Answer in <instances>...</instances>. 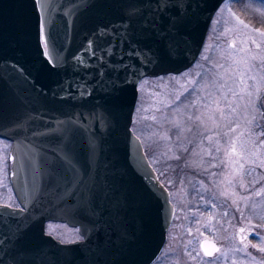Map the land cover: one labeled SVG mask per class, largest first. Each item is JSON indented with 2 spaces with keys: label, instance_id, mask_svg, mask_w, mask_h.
<instances>
[{
  "label": "water",
  "instance_id": "obj_1",
  "mask_svg": "<svg viewBox=\"0 0 264 264\" xmlns=\"http://www.w3.org/2000/svg\"><path fill=\"white\" fill-rule=\"evenodd\" d=\"M224 1L199 0L179 53L171 60L143 67V79L178 74L191 67ZM154 9V0H44L42 4L0 0V122L6 125L0 129V138L12 141L10 179L20 204L8 210L19 211L20 220L33 225L23 251L11 244L0 251L5 264H150L158 259L175 206L132 128L139 93L129 84L113 104L106 94L109 89L97 87L101 79L109 83V77L115 78L113 69H123L121 56L126 64L133 62L126 55L129 45L143 44L141 29L155 27L154 19L159 23ZM129 15L132 20L125 18ZM42 18L47 21L49 49L59 68L51 67L43 54ZM103 26H108L109 34L97 35ZM90 42L94 58L85 52ZM77 56H83V66ZM119 74L123 77L122 71ZM58 125L61 130L52 135L32 136L34 131ZM63 135L71 138L80 169L77 179L82 183H71L66 191L62 186L52 202L47 191H39L43 183L35 171L36 152L39 149L40 157L51 158L56 137ZM89 190L97 215L86 217L74 209L81 193L88 196ZM48 221L78 226L84 238L63 242L46 235ZM201 243L213 254L219 248L213 238L206 237Z\"/></svg>",
  "mask_w": 264,
  "mask_h": 264
},
{
  "label": "rangeland",
  "instance_id": "obj_2",
  "mask_svg": "<svg viewBox=\"0 0 264 264\" xmlns=\"http://www.w3.org/2000/svg\"><path fill=\"white\" fill-rule=\"evenodd\" d=\"M235 1L225 0L217 9L202 51L190 68L140 81L132 128L170 190L175 206L165 244L158 259L153 260L155 264H165L169 258L179 264H264V252L258 251L264 247V191L255 195L257 190L264 189V144H261L264 136L260 135L264 119H258L259 113L249 103L251 99L258 104L257 96L264 99V36L260 35L264 27L235 9ZM259 5L251 7L247 3V10L256 12L254 17L264 21V5ZM249 37L261 47L257 49ZM231 42L234 47H230ZM242 48L244 52L239 51ZM241 57H247L246 62H237ZM192 80L197 83L192 84ZM220 84L225 87L221 89ZM194 87L196 93L189 96ZM229 88L237 94L233 96ZM248 92H252L251 98ZM180 93L184 94L177 101ZM197 97L199 101L193 107L192 101ZM169 102L173 103L165 108L164 104ZM218 108L224 111V118ZM197 115L201 121L195 120ZM253 116L262 128L255 127ZM242 142L246 151L242 150ZM11 144L0 138V203L14 206L19 202L10 181ZM46 225L47 232L64 241L80 236L76 226L66 222L48 221ZM241 226L251 230V244L246 252L237 238ZM204 237L221 243L213 258L203 255L200 241ZM188 251L194 256L197 252L201 255L193 260Z\"/></svg>",
  "mask_w": 264,
  "mask_h": 264
},
{
  "label": "snow or ice",
  "instance_id": "obj_3",
  "mask_svg": "<svg viewBox=\"0 0 264 264\" xmlns=\"http://www.w3.org/2000/svg\"><path fill=\"white\" fill-rule=\"evenodd\" d=\"M44 0H33L34 4H42ZM155 3V14L159 17V23L154 19L151 23L156 25L155 27H150L149 29H141L142 39L144 41L143 44L139 43V41L136 42L135 46L129 45V51L126 53V55L131 59L133 62L131 64H126L123 56L120 57L119 63L123 64V69L117 70L113 69V71H117V75L115 78L109 77V83H105L103 79L100 80L97 87L104 91L105 88L109 89V91L106 93L110 97H112L111 103L115 104L119 100L118 93L122 92L123 89L131 84L133 88L139 93V86L140 81L143 79L144 73L142 72L143 67H145L148 64H157L161 63L164 60H171L174 55L178 54L180 51V45L183 42L182 37L186 35L187 33L184 31L188 25L192 22L194 19L196 12L194 9H199L200 3L199 0H154ZM259 3L261 5H264V0H259ZM128 20H132V16H126L125 17ZM241 23H243L241 21ZM41 37L43 40V54L46 58L49 60V64L53 68H59V63L56 61L55 56L52 55V51L49 49V41L51 39L48 28H47V21L45 18H42L39 24ZM123 27L127 28V25H123ZM245 28H247V25H244ZM108 26H103L102 28L97 29V35L100 36H107L109 34L108 32ZM112 31H116L115 29H112ZM133 33H135V29H132ZM259 31V30H256ZM261 36H264V32L260 33ZM252 44L255 45L257 49L261 47L260 43H258L255 39H252L249 37ZM230 47H234V43L230 45ZM54 50V49H53ZM240 52H244L245 50L242 48L239 50ZM85 52L88 54L89 58L95 57V49L92 47L91 42L89 45L85 48ZM106 52L109 56L112 55V49L108 48L106 49ZM231 55V54H230ZM255 59V57H252ZM76 60L80 62V65L83 66L85 63V60L83 56H77L75 57ZM99 59V58H97ZM205 60H208L209 57L204 56ZM247 57H241L240 61L237 62H246ZM139 62V67L136 66V62ZM219 67H223V65H218ZM7 67V66H6ZM135 70L133 71V69ZM14 71H16V68H13ZM123 72V77L119 74V72ZM101 76L104 74L101 73ZM187 75V73L183 74ZM199 75V74H198ZM172 79H177L176 77H173ZM203 79V77H202ZM255 79V77H253ZM177 82H179L177 80ZM192 84H196L197 81L192 80ZM241 83L243 84L244 81L241 80ZM205 87L208 85L205 84ZM212 86H215V81H212ZM219 87L223 89L225 87L224 84H220ZM246 87V86H245ZM63 91V89H62ZM185 92H188V88H184ZM197 89L194 87L191 92H189V96H192L195 94ZM229 92H232V95L235 96L237 93L232 90V88L228 89ZM241 91H244L242 88ZM184 93H180L176 96V100L179 101L180 97ZM80 95L83 96L84 92H80ZM88 95H91V92H88ZM247 95L249 98L253 95L252 92H248ZM226 97V94H225ZM188 97H185L187 99ZM258 104H253L251 99L249 100V103L252 104V107L254 111L259 113L260 117L264 119V99H261L259 96H257ZM199 101V97H197L196 100L192 101V106L195 107L196 104ZM171 103H165L164 107L168 108L171 106ZM229 108L231 111H235V109L231 108V104H229ZM220 111L221 118H224V111L222 109H217ZM159 111V109H157ZM108 116L111 117V112H108ZM153 120L156 119L155 116L152 117ZM188 119H192V116H189ZM195 120L201 121V116L197 115L195 117ZM252 122H255L256 128H262V125L259 122H256V117L253 116ZM65 122L61 121L60 124H64ZM2 122H0V129L5 127ZM60 126L58 125L57 128L47 130L44 132H36L34 131L32 133L33 138H36L38 136H49L56 132H59ZM235 129H233L234 131ZM66 131V130H65ZM261 136H264V130L260 132ZM167 139V136L164 137ZM209 140L212 139V137H207ZM57 144L52 149V156L49 158L47 155H44L42 157L39 156V149H37L36 157H37V163L35 164V171L37 173L38 178L41 179L43 183V187L40 191V194H42L43 191H47L49 197L57 198L59 194L61 193L62 186H64V190L66 191V187L70 185L71 183L77 184L79 186L82 181L78 180L77 178L80 175V169L77 165L74 153L70 147L71 144V138L67 135L63 136H57ZM261 144H264V141H261ZM35 147V145H33ZM242 150L246 151V148H244V144L242 142L241 144ZM187 151V149H184ZM219 151V149H217ZM211 155V152L208 153ZM14 158V157H13ZM179 159V157H177ZM215 167L216 165H212ZM241 170L244 169V165H240ZM247 174H251V171H249ZM215 175V173H213ZM202 183V182H201ZM257 183H259L257 181ZM241 187H244L243 184H241ZM264 191V189L257 190L255 192L256 196L261 195V192ZM221 195H226V193H221ZM92 193L91 190H89V195L85 196L83 193H81V199L76 203L75 209L77 211L83 212L87 216H95L97 215L96 207L92 205ZM242 199L247 200L248 197H243ZM234 204H236V201H233ZM215 207V205H213ZM12 205L4 204L0 205V251L4 250V247L8 244H11L14 248H18L20 251H23V242L25 241L27 234L29 230L32 228V224H25L23 221L20 220V212L19 211H9L8 209H11ZM23 211V209H21ZM237 211H240L239 207H237ZM227 215V213H225ZM11 225H15L14 228H11ZM4 228H10V231H3ZM79 231V230H78ZM87 230L85 229V232ZM240 232H244L245 230L241 228L239 230ZM46 235H51L50 232H45ZM83 238V235L80 237ZM246 239V237L241 238V243H243V240ZM191 243V241H189ZM201 250L203 252V255L205 257L212 256L213 252L209 251L204 243H201ZM247 245H244V251L246 252ZM215 251H219V249H215ZM259 252H264V247L258 248ZM187 255L191 257L193 260H195L198 256L201 255L200 252H197L194 256L192 254V251H188ZM248 255H251L250 253ZM255 260V258H252ZM0 264H5L4 260L0 259Z\"/></svg>",
  "mask_w": 264,
  "mask_h": 264
},
{
  "label": "flooded vegetation",
  "instance_id": "obj_4",
  "mask_svg": "<svg viewBox=\"0 0 264 264\" xmlns=\"http://www.w3.org/2000/svg\"><path fill=\"white\" fill-rule=\"evenodd\" d=\"M258 119H262L261 117H259ZM13 206V205H12ZM14 206H20V204L18 203V205H14ZM68 224V223H67ZM69 225V224H68ZM69 226H71V225H69ZM241 227H244V226H241ZM46 228H47V225H46ZM77 230H79V227L78 226H76L75 227ZM240 230V227L238 228V230H237V238H238V241H239V243L244 247V245H247V249L249 248V246H250V244H251V241H250V233H251V230L250 229H248V228H246V227H244V232H240L239 231ZM79 232V234H80V236L79 237H77V238H75V239H71V240H62V239H60V240H62V241H64V242H70V241H76V240H81V236H82V234L80 233V231H78ZM52 235H54L53 233H51ZM55 236V235H54ZM56 237V236H55ZM242 237H246V239H244L243 240V243H241V238ZM57 238V237H56ZM84 238V237H83ZM82 238V239H83ZM204 238H206V237H204ZM203 238V239H204ZM208 238H212V237H208ZM57 239H59V238H57ZM202 239V240H203ZM214 239V238H213ZM202 240L200 241V248H201V242H202ZM215 240V239H214ZM217 241V240H216ZM217 243H218V246H219V251H220V249H221V243H219L218 241H217ZM175 249V248H174ZM176 250V249H175ZM218 251V252H219ZM217 251L212 255V256H208L209 258H213V257H215V255L218 253ZM150 264H155L154 263V261L153 262H151ZM165 264H179V262H172V259L171 258H169L168 259V261L165 263Z\"/></svg>",
  "mask_w": 264,
  "mask_h": 264
},
{
  "label": "trees",
  "instance_id": "obj_5",
  "mask_svg": "<svg viewBox=\"0 0 264 264\" xmlns=\"http://www.w3.org/2000/svg\"><path fill=\"white\" fill-rule=\"evenodd\" d=\"M234 3H235V7H236L235 9H237L241 13H245V15H246L245 17H247L248 20L253 21L254 23L257 22V24L264 27V21H261L260 19H257L256 17H254L253 14L256 12H251V11L247 10V3L251 7H253L257 3L260 4L259 0H236ZM259 6L263 7V5H261V4ZM162 76H164V75H162Z\"/></svg>",
  "mask_w": 264,
  "mask_h": 264
}]
</instances>
